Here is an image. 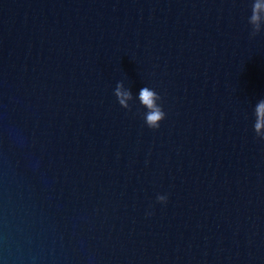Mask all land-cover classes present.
<instances>
[{"label":"water","instance_id":"obj_1","mask_svg":"<svg viewBox=\"0 0 264 264\" xmlns=\"http://www.w3.org/2000/svg\"><path fill=\"white\" fill-rule=\"evenodd\" d=\"M252 7L0 0V264H264Z\"/></svg>","mask_w":264,"mask_h":264},{"label":"clouds","instance_id":"obj_2","mask_svg":"<svg viewBox=\"0 0 264 264\" xmlns=\"http://www.w3.org/2000/svg\"><path fill=\"white\" fill-rule=\"evenodd\" d=\"M262 11H264V3H262L261 0H253L251 15L248 18V23L252 28V36H255L257 33H259L262 29V25H264V17L260 15ZM114 94L122 107L130 109L131 106L128 104V101L133 98L132 93L130 90H125L123 88L122 82L117 83ZM138 99L141 105L147 109V111L144 113V119L147 126L152 129L159 128L160 121H162L166 116L162 105L157 103V101L161 100L160 95L154 89L144 86L139 91ZM254 115V131L257 137H259L261 140H264V100H261L256 106ZM157 201L166 203L167 196L158 195ZM150 214L151 213H149V215Z\"/></svg>","mask_w":264,"mask_h":264}]
</instances>
